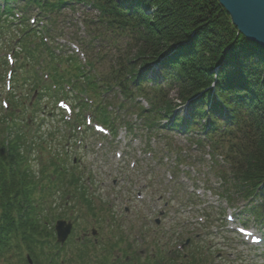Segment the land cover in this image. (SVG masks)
Here are the masks:
<instances>
[{
	"label": "trees",
	"instance_id": "trees-1",
	"mask_svg": "<svg viewBox=\"0 0 264 264\" xmlns=\"http://www.w3.org/2000/svg\"><path fill=\"white\" fill-rule=\"evenodd\" d=\"M0 1L4 3L0 4V14L8 18L14 17V8L26 13L36 7L51 14L82 3L98 10L100 23L128 31L133 53L122 50L124 54L113 57L118 73L110 79L106 75L105 80L102 75L104 88L91 78L85 89L74 90L94 98L98 117L107 124H111L108 112L112 113L107 108H115L113 99H119L120 93L123 100H118L119 107L127 113L137 112L148 132L162 128L168 133L184 134L201 151L209 147L214 156L226 155L232 183L225 172L222 174L232 188L228 183L223 195L231 201L238 196L249 200L247 210L264 222V208L254 203L259 196L264 202V48L238 31L218 0ZM26 25L25 17L21 26ZM37 39L27 30L19 43L21 52L33 57V64L39 58L28 41L46 47L52 62L62 60L40 36ZM66 59L72 77H83L79 62L73 56ZM223 60L227 62L222 71L215 72L212 66ZM154 64L161 66L162 74L152 77L149 72ZM53 69L61 86L65 76H57ZM32 78L29 84L24 74L15 76L7 109L0 103V264H29L27 255L33 264H141L138 258L136 263L112 261L86 245H73V256L61 252L63 246L55 245L56 233L50 219L56 218V213H45L53 190L63 189L65 202L76 199L93 215L100 214V209L88 190L84 172L74 161L69 165L70 150L54 151L46 134L41 133L44 128L53 132L47 127V119L52 123L54 118H61L55 99L63 89H51L35 75ZM149 83L156 86L145 89ZM172 90L177 93L175 98L170 97ZM138 96L144 97L150 107L137 108ZM46 97L54 102L48 110L50 102H42ZM126 125L130 129L134 126L130 121ZM64 129L59 128L60 142L66 136L76 139L74 126L69 133ZM167 146L171 148V142ZM38 154L45 162L35 157L42 164L37 173L31 157ZM55 200L53 197L49 203L50 210L57 205ZM198 250L189 254L187 263L183 256L181 263L171 258L166 264H208L210 253L199 255Z\"/></svg>",
	"mask_w": 264,
	"mask_h": 264
},
{
	"label": "rangeland",
	"instance_id": "rangeland-1",
	"mask_svg": "<svg viewBox=\"0 0 264 264\" xmlns=\"http://www.w3.org/2000/svg\"><path fill=\"white\" fill-rule=\"evenodd\" d=\"M29 14H35L34 10L29 11ZM55 14L52 15L54 32L50 35L51 39L55 41L56 36L60 35L70 41L69 45L62 47L65 54L74 55L73 57L79 58L82 63L91 62V72L100 77L103 75L104 80L106 75L109 74L110 79V75L118 73L113 57L124 54L121 53L122 50H127L128 54L133 53V41L128 31L113 30L100 23L98 10L94 7L80 3ZM2 43L5 44L4 39L0 37V45ZM70 44L82 46V53L73 52ZM16 65L17 62L14 65L9 64L5 71L15 69ZM154 67L149 72L150 76L162 74L161 66ZM87 69L85 68L86 71ZM5 79L0 81L1 102L8 89ZM155 86L154 83H149L145 89H153ZM176 95L175 90L170 91V97L175 98ZM45 100L42 102H50L46 110L51 109L53 99L49 101L46 97ZM118 100L113 99L115 105H119ZM141 103L137 108L144 107ZM114 109L117 110V107ZM124 113V110L120 109L121 118L135 122L136 130L130 132L121 128L116 139H113L112 135H95L93 130L92 134L87 136L76 133V136H84L82 142L67 136L62 140L63 143L60 142L59 128L64 129V119H69L68 116L62 115V119L54 118L52 123L47 119V127L53 132L50 134V131L44 128L41 133L46 134L54 151L62 153L63 150H70L69 165L76 159L74 165L84 172L85 180L88 175L92 177L87 187L101 212L97 218L82 203L72 199L65 202L61 195L63 189L53 190V195L47 198L48 206L45 212L56 213V218L50 219L52 225L57 219L74 221L75 218L76 234L90 232L96 228L104 231L103 234L106 235L112 222H106L104 218L110 214L116 220L117 228L124 234L122 242L116 246L118 250L113 246L116 251H111V256L126 253L132 248L135 257L140 252L146 256L147 260L141 258L140 262L145 260L150 261V264H166V259L172 258L181 263L184 255L187 263L190 260L189 254L198 247L199 255L210 253L208 264H264V244L256 246L246 242L231 229V224L227 221L228 215L234 213L239 216L241 224L264 232V222L258 220L253 213L243 212L250 206L249 200L238 196L233 200L234 206H231L223 196L208 191L209 187H218V191L223 195L222 190L227 187L229 180L231 182V163L226 159V155L216 153L214 156L207 147L201 151L180 134L167 135L166 139V132H161L163 135L160 138L158 136V141L153 140L154 136L151 138L146 131L141 130L143 122L140 119ZM183 114L186 115L185 109ZM169 141L173 149L174 146L183 148V154L193 159L190 164L176 165V153H172L173 156H169V160L166 158L168 153L164 145ZM118 154H121V157H118ZM36 156L42 162L45 160L39 154L31 157V165L38 173L42 164L36 160ZM224 172L228 178L227 184L222 174ZM174 174L176 181L180 182V187L171 181ZM46 181L44 180L45 183L48 182ZM228 187L232 188L230 183ZM193 190L196 195L190 194ZM234 192L235 190L232 193ZM139 195L143 198H139ZM53 197H56L57 205L50 210L49 203L53 202ZM261 199L262 196H259L254 203L264 208ZM157 219H160V223L156 222ZM118 237L119 233L116 240ZM101 242L99 245H102ZM103 246L107 245L97 247V252H101ZM65 247L68 250L71 245ZM234 259L238 262L231 263ZM242 259L245 260L244 263L241 262Z\"/></svg>",
	"mask_w": 264,
	"mask_h": 264
},
{
	"label": "water",
	"instance_id": "water-1",
	"mask_svg": "<svg viewBox=\"0 0 264 264\" xmlns=\"http://www.w3.org/2000/svg\"><path fill=\"white\" fill-rule=\"evenodd\" d=\"M220 3L239 31L264 48V0H220ZM71 230V222L59 220L56 224L58 241L64 243Z\"/></svg>",
	"mask_w": 264,
	"mask_h": 264
},
{
	"label": "bare ground",
	"instance_id": "bare-ground-1",
	"mask_svg": "<svg viewBox=\"0 0 264 264\" xmlns=\"http://www.w3.org/2000/svg\"><path fill=\"white\" fill-rule=\"evenodd\" d=\"M219 1V3H220V0H218ZM221 4V3H220ZM222 5V4H221ZM225 9V8H224ZM226 10V9H225ZM238 31H239V29H238ZM240 32V31H239ZM241 33V32H240ZM242 34V33H241ZM243 35V34H242ZM244 36V35H243ZM247 38V37H246ZM249 40V39H248ZM250 41H253V40H250ZM254 42V41H253ZM258 44V43H257ZM259 45V44H258ZM261 46V45H260ZM262 47V46H261ZM175 54V53H174ZM227 58L229 57V56H226ZM227 61L226 60H223L222 62H219L218 64H216V66H212V68H215V72H220V71H222V69H223V66L225 65V63H226ZM154 66H156L157 67V64H154L153 66H152V68H155Z\"/></svg>",
	"mask_w": 264,
	"mask_h": 264
}]
</instances>
